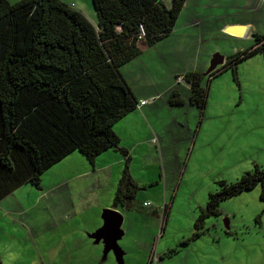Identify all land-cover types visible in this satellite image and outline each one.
Listing matches in <instances>:
<instances>
[{
    "label": "rangeland",
    "instance_id": "rangeland-1",
    "mask_svg": "<svg viewBox=\"0 0 264 264\" xmlns=\"http://www.w3.org/2000/svg\"><path fill=\"white\" fill-rule=\"evenodd\" d=\"M211 1L215 5L205 13L203 21L209 29L203 33L199 45L201 64L206 65L210 58L209 67L214 51L218 57L225 55L227 59L253 42L246 31L237 40L220 34L221 18L225 21L243 18L256 33L264 32V0ZM188 43L187 51L146 52L131 65L139 68L140 63L152 61L148 71L164 72L166 82L169 72L183 70L184 65L195 61L197 47L192 41ZM206 83L208 95L204 109L188 104L180 112V123L170 120L160 139V153L153 149L145 155L138 151L134 154L131 175L147 187L137 191L132 210L124 209L121 204L118 208L126 222L133 214L152 213L160 221L166 206L168 221L158 230L161 234L149 242L152 256L161 255L162 260L154 258L150 264H264L261 185L222 200L221 214L207 217L203 233L190 239L199 207L205 205L210 192L217 190L219 179L235 181L255 164L264 168V50L238 63L236 68L229 67L212 76ZM160 117L165 123L170 118L166 111ZM75 153L86 158L78 150ZM57 177L53 169H46L40 187L26 183L31 184V228L41 234L37 235V244L31 240V264L58 262L63 251L59 234L71 230L88 234L96 228L104 210L113 205L109 193L111 173L107 170L74 178L49 191ZM145 201L151 204L146 206ZM105 202L110 207L103 205ZM12 229L10 223L0 226L2 264H22L20 259L27 258L26 248L19 247H27L22 241L24 237L28 242L27 235L23 229ZM125 243V239L119 240L122 247ZM99 250L102 253V248ZM18 251L19 256L15 255Z\"/></svg>",
    "mask_w": 264,
    "mask_h": 264
},
{
    "label": "trees",
    "instance_id": "trees-1",
    "mask_svg": "<svg viewBox=\"0 0 264 264\" xmlns=\"http://www.w3.org/2000/svg\"><path fill=\"white\" fill-rule=\"evenodd\" d=\"M185 1L91 0L94 24L62 0H0V200L26 183L40 187L42 173L72 151L93 162L114 147L125 161L112 204L133 207L140 187L113 125L139 101L120 68L141 52V43L153 45L171 33ZM263 50L264 32H254L252 44L227 57L209 79ZM203 76L184 75L189 102L204 109ZM171 94L172 104L183 103L177 91ZM217 184L199 207L190 239L203 233L207 217L221 214L222 200L257 185L264 200V168L258 164Z\"/></svg>",
    "mask_w": 264,
    "mask_h": 264
},
{
    "label": "crops",
    "instance_id": "crops-1",
    "mask_svg": "<svg viewBox=\"0 0 264 264\" xmlns=\"http://www.w3.org/2000/svg\"><path fill=\"white\" fill-rule=\"evenodd\" d=\"M62 1L81 10L91 22L94 24L97 23V16L94 13L95 10L91 0ZM162 1L167 6L172 4V0ZM214 5L215 1L211 0H186L171 33L153 45L141 43V52L121 66V73L138 101L143 99H153L143 105H139L113 125L114 131L120 138V145L125 147L131 156L130 166L134 154L137 151L145 155L150 150L154 149L160 153V139H162L166 127L171 124L170 120L178 123L180 121L178 120V117L180 116L181 110H185L184 108H186L188 104L189 106H193V104L189 102L190 84L185 79L184 75L189 72L202 73L204 75L203 85L206 87V81L209 80L208 74L210 73V71L207 72L210 58L207 59L208 62L206 65L201 64L202 59L200 57L199 45H201L203 33L209 29L208 26L203 25V21L205 20L204 17L206 16L205 13H207V11ZM221 19L218 31L220 34H223V36H229L237 40L239 35L246 31L253 37L255 31L250 28L251 24L249 21L244 20L243 18L226 21L224 18ZM244 23L247 24V27L242 26ZM189 41L194 42L197 47L194 50L195 61L190 65H184L182 68L183 70L178 69L177 71L169 72L168 75L170 76H168L166 82L163 79L164 72L153 73L152 71H148V65L152 64V61L149 64L146 62L140 63V65H138L140 66L139 68H135L131 65L135 59L137 60L138 58H141L146 52L149 54H173L179 53L180 51H187L186 48L189 46ZM214 52L212 53L213 58L217 55V57L214 58V61H219L221 56L218 57L219 54ZM222 57V63H224L226 56L223 55ZM222 63H218L215 67ZM142 70H144V72ZM172 91H177L179 96L183 98L182 104L174 105L171 103L170 97ZM173 109L176 110L174 113L171 111ZM165 111L170 117L168 123H165L166 121L160 117V113ZM76 151L77 150L72 151L48 168L53 169L55 175L58 174L57 181L51 184V187L48 190L55 191L62 184H68V182L74 178H81L84 175L107 170L111 173V186L109 188V193L111 192L112 197H114L124 167L125 157L122 152L119 149L110 147L99 153L95 160L90 162L86 158L77 155L75 153ZM82 156L84 155L82 154ZM137 183L142 189L147 187L146 185L141 186L142 184L139 182ZM137 194L138 193L136 192L133 201ZM24 195H26V199ZM112 197L110 200L113 201ZM103 205L109 206L111 204L107 205L105 202ZM32 206H34V204H32ZM96 206L99 207V204ZM119 206L120 204L118 206L111 205V208H115L121 212L118 208ZM122 207L127 209L124 206ZM133 207L131 206L128 210H132ZM164 208L165 207L163 206V214L161 212L160 221L158 220V215L152 213V215L133 214V216L126 222L122 213V223L126 222V226L121 229L123 233L117 241L119 249L116 251L112 248H106L105 236H97L99 233L97 231L101 228L104 222L103 219V221H101V218L103 217L100 215V219L96 222V228L88 234L84 232H75L74 230H71L72 232L69 231V233L63 231L65 233H60L58 238L60 245L63 246V251L59 261L57 262L54 260L52 264H150L154 258L156 261H160L162 260L161 255L152 256V249L149 242L153 241L157 235L161 234L158 230L168 221L169 216L164 212ZM156 211L157 207L155 213ZM92 220L96 221V218H93ZM8 223L13 225L12 230L20 228L23 229L24 233L27 235L28 242L22 234V241L25 245L27 244V247L19 246L21 250L26 248L27 258L22 257L20 260L23 262L22 264H25V262L26 264H31V240L33 244H37V235H41L38 234L35 228H31V184H23L0 200V226L3 227L4 224L8 225ZM34 232L37 234L33 235ZM5 233L6 232H4V234ZM121 238L125 239L126 245L124 247L119 244ZM17 239L21 240V237L18 236ZM99 243L102 244V247L99 246ZM98 248H102V253H100L101 250L97 251ZM60 252L61 251L59 250V253ZM118 253L120 255H118ZM19 254L18 251L15 255L19 256ZM53 259H55V257Z\"/></svg>",
    "mask_w": 264,
    "mask_h": 264
},
{
    "label": "water",
    "instance_id": "water-1",
    "mask_svg": "<svg viewBox=\"0 0 264 264\" xmlns=\"http://www.w3.org/2000/svg\"><path fill=\"white\" fill-rule=\"evenodd\" d=\"M215 57H217V55H215ZM214 58L211 61V65L207 72L209 71L211 72L218 63L223 62L222 56L219 61L217 60L214 61ZM102 217L104 222L101 228L97 231L99 232L98 233L99 235L97 234V236L99 237L105 236L106 248L108 249L112 248L116 251L117 249H119V245L117 241L123 233L121 230L123 215L119 210L115 208H107L104 210ZM118 255L120 254L118 253Z\"/></svg>",
    "mask_w": 264,
    "mask_h": 264
},
{
    "label": "built area",
    "instance_id": "built-area-1",
    "mask_svg": "<svg viewBox=\"0 0 264 264\" xmlns=\"http://www.w3.org/2000/svg\"><path fill=\"white\" fill-rule=\"evenodd\" d=\"M141 31H142V34H144V29L142 26H141ZM151 100H153V99H143V100L139 101V105H143V104H145ZM144 204L148 205V204H150V202H145Z\"/></svg>",
    "mask_w": 264,
    "mask_h": 264
},
{
    "label": "flooded vegetation",
    "instance_id": "flooded-vegetation-1",
    "mask_svg": "<svg viewBox=\"0 0 264 264\" xmlns=\"http://www.w3.org/2000/svg\"><path fill=\"white\" fill-rule=\"evenodd\" d=\"M225 61H226V60H225ZM222 64H223V63H222ZM222 64H221V65H222ZM221 65H218V66H217V67H215V68H218V67H220Z\"/></svg>",
    "mask_w": 264,
    "mask_h": 264
}]
</instances>
